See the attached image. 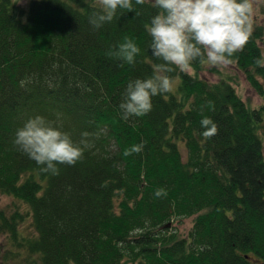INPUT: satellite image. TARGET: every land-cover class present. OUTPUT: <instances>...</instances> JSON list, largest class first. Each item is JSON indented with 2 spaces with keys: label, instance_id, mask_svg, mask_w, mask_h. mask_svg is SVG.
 <instances>
[{
  "label": "trees",
  "instance_id": "1",
  "mask_svg": "<svg viewBox=\"0 0 264 264\" xmlns=\"http://www.w3.org/2000/svg\"><path fill=\"white\" fill-rule=\"evenodd\" d=\"M152 2L133 0L134 11L118 10L96 29L89 0H0V191L28 205L34 231L22 232L17 207L0 209L10 258L264 264V68L255 65L264 20L251 21L249 42L231 58L259 105L248 106L226 79L210 83L177 69L172 91L153 97L149 114L125 121L119 105L128 83L160 63L145 29L158 12ZM126 36L141 49L133 65L106 55ZM36 115L86 141L74 166L44 172L14 145L17 129ZM204 117L217 125L211 138L202 134ZM142 141L141 153L124 155ZM158 189L166 195L157 197ZM188 216L191 228L180 235L173 220Z\"/></svg>",
  "mask_w": 264,
  "mask_h": 264
},
{
  "label": "clouds",
  "instance_id": "2",
  "mask_svg": "<svg viewBox=\"0 0 264 264\" xmlns=\"http://www.w3.org/2000/svg\"><path fill=\"white\" fill-rule=\"evenodd\" d=\"M135 3L143 5L146 0ZM152 6L158 12L145 24V29L151 37V53L160 63L153 65L151 76L128 83L119 105L125 121L149 114L152 98L172 91L174 81L170 73L177 69L187 73L197 61L201 65L231 64V58L243 51L253 33L252 0H153ZM90 7L96 9L89 18L96 29L111 22L118 10L134 11L133 0H92ZM140 52V47L126 36L106 55L133 65ZM255 65L264 68V51ZM200 123L205 129L204 137L217 133V125L210 118L204 117ZM82 135L86 137L87 133ZM13 143L42 171L52 174H58V165L74 166L83 156L81 145L86 146L85 140L73 141L68 132L41 115L29 118L18 128ZM145 143L125 149L124 155L141 153ZM155 195L166 193L158 189Z\"/></svg>",
  "mask_w": 264,
  "mask_h": 264
},
{
  "label": "rangeland",
  "instance_id": "3",
  "mask_svg": "<svg viewBox=\"0 0 264 264\" xmlns=\"http://www.w3.org/2000/svg\"><path fill=\"white\" fill-rule=\"evenodd\" d=\"M29 0H18L20 5L25 6ZM92 3V0H89ZM253 2V13L251 16V21H262L264 20V0H252ZM262 47L264 51V40L262 42ZM191 73L197 74L199 77L207 79L210 83L218 82L222 79H226L231 82L235 87L237 93L242 97V99L250 107H256L262 102V97L253 89V87L246 80L243 72L239 70L234 64L214 66L210 64L200 65L198 68L192 67L189 71ZM173 85L179 81V77L173 78ZM259 134L263 142V155H264V122L259 128ZM183 157H186L187 150L185 146L181 147ZM17 207L24 214V221L21 223L20 229L26 235L33 234V226L31 225V217L27 215L28 205L20 202L18 199L12 197L9 194H5L0 191V209L2 210H12ZM193 222V216L183 217L181 219L173 220V227L176 228L180 235H186L191 228ZM20 232V230H19ZM0 233V264H42L37 259L36 254L23 255L19 257H14L8 252L6 237ZM9 255V256H8ZM39 262V263H38Z\"/></svg>",
  "mask_w": 264,
  "mask_h": 264
}]
</instances>
